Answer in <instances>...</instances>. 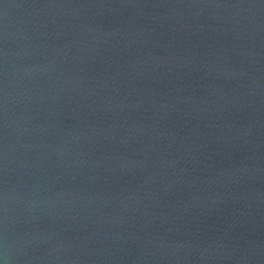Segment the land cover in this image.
<instances>
[{
    "label": "water",
    "instance_id": "obj_1",
    "mask_svg": "<svg viewBox=\"0 0 264 264\" xmlns=\"http://www.w3.org/2000/svg\"><path fill=\"white\" fill-rule=\"evenodd\" d=\"M3 264H264V0H0Z\"/></svg>",
    "mask_w": 264,
    "mask_h": 264
},
{
    "label": "clouds",
    "instance_id": "obj_2",
    "mask_svg": "<svg viewBox=\"0 0 264 264\" xmlns=\"http://www.w3.org/2000/svg\"><path fill=\"white\" fill-rule=\"evenodd\" d=\"M0 264H3V261H0Z\"/></svg>",
    "mask_w": 264,
    "mask_h": 264
}]
</instances>
